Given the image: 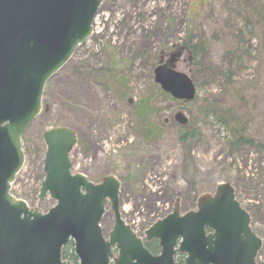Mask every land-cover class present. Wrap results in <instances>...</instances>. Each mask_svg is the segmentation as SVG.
I'll return each mask as SVG.
<instances>
[{
  "label": "rangeland",
  "instance_id": "rangeland-1",
  "mask_svg": "<svg viewBox=\"0 0 264 264\" xmlns=\"http://www.w3.org/2000/svg\"><path fill=\"white\" fill-rule=\"evenodd\" d=\"M206 1H100L92 22V33L45 85L44 105H49L48 112L40 113L22 135L24 163L11 186L16 198L24 199L29 207L42 214L53 206L54 201L49 197L39 201L36 195L32 196V191L40 184L35 166L43 159L41 134L50 127L69 126L77 135L69 156L72 174L80 173L93 183L100 182L106 175L115 176L120 184L118 209L121 219L138 237H144V231L169 214L174 204L178 205L180 213L194 210L199 195L212 193L218 183L228 182L234 189L236 201L249 214L250 229L261 240L255 262L264 264V155L246 146L234 159L229 158L223 148L227 132L215 123L203 121L198 102L179 104L159 96L155 103L164 132L153 141H141L132 134L130 102L120 100L121 94L135 101L145 92L155 93L150 65L155 64L161 52L164 59L167 58L171 53L169 48L179 43L186 30L188 15ZM215 1L211 3L212 12L204 13L199 24L209 43L206 60L211 66L226 60L224 54L220 57L223 52L220 42L224 41L225 32L223 15ZM251 42L257 44L253 39ZM111 51L125 60L113 73L114 76L124 75V88L93 81L91 72H83L79 67V62H87L92 54L97 57L95 61H88L90 69L105 66ZM259 52L251 53L250 62L236 70L240 72L242 82H251L257 79L255 72L258 69L254 67L257 63L261 65L258 90L251 92V89L245 95L246 127L248 135L255 140L264 139V55ZM175 58L178 59L174 61L175 68L188 71L183 53ZM208 80L197 74L198 99H216L222 106L236 103V98L233 101L229 97L231 90H225L229 95L223 89L221 92L213 84L207 85ZM178 110L201 130L200 139L190 151L191 162L185 161V150L176 139L175 130L179 124L173 115ZM41 143L43 147L39 149ZM99 225L107 239L112 228L109 205ZM154 241L158 246V241ZM153 253H160L159 246ZM112 254L115 256L117 251L112 249ZM77 261L70 263L77 264Z\"/></svg>",
  "mask_w": 264,
  "mask_h": 264
},
{
  "label": "water",
  "instance_id": "water-1",
  "mask_svg": "<svg viewBox=\"0 0 264 264\" xmlns=\"http://www.w3.org/2000/svg\"><path fill=\"white\" fill-rule=\"evenodd\" d=\"M100 0H0V264H70L61 259L69 241L78 264H255L260 238L228 182L198 196L194 210L171 212L144 231L160 248L151 254L124 224L119 213V181L113 175L93 183L71 173L73 129L56 126L41 134L45 150L38 200L55 204L45 214L10 193L22 168L21 136L41 111L46 82L70 59L92 32ZM153 81L173 99L191 102V78L160 60ZM181 126L187 117L178 111ZM178 201V199H177ZM113 226L103 237L99 221L106 205ZM111 246L117 255L111 253Z\"/></svg>",
  "mask_w": 264,
  "mask_h": 264
},
{
  "label": "trees",
  "instance_id": "trees-1",
  "mask_svg": "<svg viewBox=\"0 0 264 264\" xmlns=\"http://www.w3.org/2000/svg\"><path fill=\"white\" fill-rule=\"evenodd\" d=\"M211 3L212 0H207L196 11L191 12L188 15V24L182 38L178 40V44L169 48V51H171V53H183L188 62V74L191 76L194 84L196 83V76L198 74L201 78L209 79L207 85L213 84L215 86L214 88L221 92L222 89L224 91L231 90V95H229L228 91H225V93L228 94L233 101L235 98L237 99L235 104L232 103L231 105L228 104L227 106H222L216 99L214 101L206 100L205 98V100H200L196 95L194 101L191 102H198V111L204 122L209 121L215 123L219 129L221 128L227 132L228 136H225V142L223 144L225 154L229 158L234 159L244 147L250 146L256 150V152L264 155V139L255 140L248 135V128L246 127L248 120L246 117L248 114L244 112L247 109V104L245 102L246 93L251 89L253 90L251 92L258 90L257 85H259L261 81L259 74L261 72L259 71L261 65L257 63L254 67V69H258V71L255 72L257 79L250 80L251 82H248L247 80H243L242 82V79L239 78L240 72H236L240 66L250 62L251 53L261 51L259 53L264 55V0H216L214 2L218 3V10H221L222 12L223 31L226 34L223 35L224 41L220 42L221 52L223 50L220 57L224 54L226 60L219 61V64L214 66L207 63L206 57L209 43L205 38V33L202 27L200 26V19L203 14L207 11L208 13L212 12L211 7L213 4ZM238 23H240V27H237ZM196 33H198V36H196ZM219 39L213 40L219 42ZM252 39L255 40L257 44L254 45L251 42ZM161 54L164 53L161 52ZM107 55L109 62L105 66L90 69L87 64L88 61H95V56L97 57L96 54H92L87 62H79V67L82 68L83 72H91V76H93V79L91 78V80L93 81L112 83L116 87L124 88V75L118 74L114 76L113 73L116 68L123 65L122 63L125 62V60L120 59L113 51L108 52ZM153 63L150 65V75L152 73ZM262 63L264 64V61ZM189 67L191 68L190 70ZM155 89V93L145 92L135 101H132L131 98L124 97V94L120 95V100L122 102H124L125 99V101L130 102L131 104L130 116L131 121H133L131 128L132 134L144 142L153 141L161 137L164 132L161 118L158 116V108L155 103L156 97L159 96L164 99L172 100L167 94L163 93L157 85H155ZM45 96L46 94L43 91V105L45 103ZM177 103L180 104L181 102ZM48 108L49 105L45 104L41 113H47ZM175 135L177 142L185 150V161L187 160L191 162L193 156L191 157L190 151L192 145L201 137L200 128L194 126L189 119L185 126L178 127L177 130H175ZM41 147H43L42 143L40 144L39 149ZM35 171L37 172V181L41 182L43 178L42 160L40 165L37 163L35 166ZM15 182L16 180L14 183ZM32 192V196L37 195L38 186H36ZM12 193L14 194L13 191ZM143 243L151 253L158 250L157 243L154 240L150 242L143 241ZM68 250H70V252L67 255L66 251ZM61 256L63 259L70 260V262L76 260L71 242L63 247ZM181 258L182 256H177L175 258L177 264H182Z\"/></svg>",
  "mask_w": 264,
  "mask_h": 264
}]
</instances>
